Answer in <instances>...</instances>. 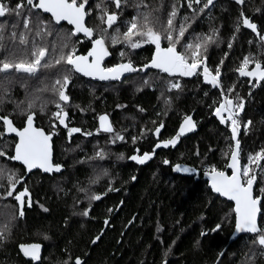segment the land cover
Returning <instances> with one entry per match:
<instances>
[{"label": "trees", "instance_id": "1", "mask_svg": "<svg viewBox=\"0 0 264 264\" xmlns=\"http://www.w3.org/2000/svg\"><path fill=\"white\" fill-rule=\"evenodd\" d=\"M3 3L14 11L0 17V34L4 37L0 41L3 45L0 60H31L28 53L33 45L46 47L48 54L37 75L15 70L0 73V114L16 118L20 111L25 115L27 110L35 109L43 114L40 120L46 119L53 110L48 105L56 102L51 100L54 74L64 72L63 62L56 64L55 61L61 49L65 53L74 47L76 54L83 53L86 49L79 41L82 37L71 32L66 49L63 47L66 38L59 33L63 28L50 21L45 23L55 34L37 37L35 29L29 31L23 27V20L39 12L27 5L26 0H3ZM18 3L24 5L19 15L15 11ZM87 3V24L96 37L104 36L111 53L105 66L118 63L116 56L123 52L137 71L115 90L106 88L105 84L104 90L93 93L83 88L82 78L67 65V75L72 80L69 105L73 106L69 118L91 127L95 123L92 110L107 109L121 128L135 127L137 131L140 124L151 128L160 121L161 134L169 136L177 131L184 114H192L198 129L173 148H152L149 151L152 158L142 165L127 161V146L105 135L100 138L99 134L91 133L83 137L79 132L71 135L67 132V140L65 135L59 136L56 157L64 163V171L54 176L31 174L28 183L35 201L40 203H34L23 220H16L11 240L0 248V253L5 249L4 254L13 255L17 241L45 233L51 241L45 246L51 255V264H67L64 260L67 255L68 264H75V257L82 264H264V248L255 242V234L230 239L234 226L233 204L211 191L205 174L213 167L228 171L233 147L231 126L228 120L221 123L215 115L216 108L226 99L244 102L243 111L237 117L242 166L248 164L249 156L264 149V81L241 76L238 71L245 57L253 61L248 65L249 71L254 70L255 61L264 65V0H245L241 6L228 0L219 1L214 17H174L172 28L168 26L167 13L173 8L175 11L187 8L185 0H121L119 9L113 0H87ZM104 9L119 16L112 28H107L101 20ZM185 11L191 14L188 8ZM245 14L252 16L247 18L256 25V31L243 26ZM145 15L151 21L148 26L160 33L161 47H169L166 38L169 33L177 52L188 58L195 50L194 45L201 44V57H206L205 64L212 73L219 69L221 83L214 86L198 74L188 77L180 89L168 91L167 79L185 76L144 69L156 50L153 43L143 42L144 37L132 38L141 41L139 48L133 49L124 42L123 33L129 22L136 17L143 27ZM181 27L185 29L182 37ZM69 30L71 27L67 25ZM13 32L17 36L26 34L29 43L20 45L18 39L13 42ZM113 37L121 42L114 44ZM44 64L50 66L43 67ZM146 77L153 80L150 88L143 83ZM233 88L234 91H229ZM248 121L251 125L245 127ZM0 133H3L1 124ZM144 137L141 145L150 148L154 136L150 141ZM0 141H3L1 136ZM98 141L104 145L102 155L95 151ZM0 152L11 154L12 148L0 149ZM0 159H5V155ZM178 165L194 173H179ZM261 165L264 166V161ZM255 172L257 182L253 193L262 198L259 228L264 229V192L261 191L264 172L260 169ZM97 192L102 193L100 199L90 197ZM87 205L91 207L85 216L82 208ZM9 214L10 208L0 209L3 218ZM105 217L109 221L101 233ZM99 231V239L92 242Z\"/></svg>", "mask_w": 264, "mask_h": 264}, {"label": "snow or ice", "instance_id": "2", "mask_svg": "<svg viewBox=\"0 0 264 264\" xmlns=\"http://www.w3.org/2000/svg\"><path fill=\"white\" fill-rule=\"evenodd\" d=\"M191 2L199 3L200 0H191ZM191 2L189 7H191ZM237 3L243 4L245 0H236ZM27 5L32 9L42 11L43 13L50 14L52 21L56 24H59L61 21H67L70 25L74 26V32L72 35H77L83 33L86 37L91 38L93 36V29L85 26V17L87 15L85 7L87 0H83L81 3H77V0H26ZM115 7L119 9L121 7V0H113ZM213 3V0H207V3L204 4V7H208ZM24 5L18 3L16 6V13L19 15V10L22 9ZM12 9H9L8 6L3 3V0H0V17H5L7 14H10ZM176 15V11L173 10L170 14L168 20L169 28L173 26V18ZM119 16L116 13H108L104 9V15L101 17V20L107 25L108 28H112L114 24L117 23ZM151 23L148 15L143 17V27L139 22L138 18L134 17L130 22L127 28V31L123 33L124 42H127L131 48H139L141 46V41H133L134 36L144 37L145 43H153L156 47V54L152 59L150 67L158 68L165 73H179L181 76H191L197 72V69L203 66V75L207 83H210L214 86H218L220 83V71L217 69L215 74H213L209 68L206 66L205 61L206 57H201L200 49L201 44L197 43L194 45V51L191 53V62L185 54L177 52L171 33L166 37L170 45L167 48H161L160 33L153 30L152 27L148 25ZM242 24L247 28L256 31V25L252 23L247 17H242ZM23 27L32 31L35 29V36L43 38L45 35H51V31L48 28L47 23L42 20L39 16L34 14L28 15L23 20ZM107 29H105L106 31ZM119 32V29L116 30ZM185 29L181 27L180 36L184 35ZM2 32V29H0ZM4 37L0 34V41H3ZM20 45H27L29 43L28 36L24 33L17 36L16 32L11 34V40L13 42L17 41ZM211 39V38H209ZM264 39V37H262ZM121 42L118 37H113V43ZM93 46L87 55H76V49L73 47L66 54L61 49V55L56 59L55 63L60 64L61 62L71 66V69L75 72L82 73L85 76H92L99 78L101 80L107 79H119L120 76L125 72L136 71L131 65V63L120 64L115 67L105 68L102 67V61L104 57L109 55L108 50L105 46L104 36H100L97 39L92 41ZM0 46H3L0 44ZM64 48L68 47V44L63 45ZM189 48H193V45H188ZM231 47V44H229ZM206 51V47H205ZM31 55V60H10L4 58L0 60V73H8L12 70L21 73H27L34 75L42 66V61L45 59L48 54V49L46 47L36 48L33 45V50L28 53ZM15 55V53H12ZM124 55V53H121ZM91 58V59H90ZM250 57H245L242 66L238 69L241 76L256 77L260 81H264V65L260 61H255V68L252 71L247 70L248 65L252 63ZM223 63V62H221ZM49 64H44L43 67H49ZM147 67V66H146ZM70 76L65 75L62 80L57 79L55 85H59V88L54 87V91L58 93L59 100L67 102L69 96L66 94V89L70 84ZM172 88H179V84H172ZM235 89H230L229 91H234ZM31 108V105H29ZM56 107L60 111L55 112L54 117L59 120L60 124H65V118L67 117V112H64L60 104H56ZM244 102L241 100L239 103H234L232 99H226L218 108L215 110V115L220 118L221 123H225L226 119L222 115L223 112H227V120L231 122V131L232 138L235 140L234 149L231 151V162L228 164L230 168L231 175L226 174L224 171H218L214 167L206 175L210 176L211 187L212 189L220 194L221 196L227 197L229 200L235 202V226L237 233H250L256 235L255 242L258 243L262 248H264V229H261L257 225V214L260 212V207L262 201L258 196H254L253 188L257 182V175L255 169H260L264 172V166L261 165V161H264V149H261L260 152L249 156L248 164L241 166L239 161V151H240V142L237 138L239 135L240 123L237 119L239 113L243 111ZM34 113H29L27 115V126L22 130H18L13 126V122L8 117H0V120L3 121L6 125V132L15 133L19 137V142L15 144V155L11 159L20 161L23 165L26 166L28 171L32 169L39 168L45 172L61 170L60 165H54L52 163V146H51V135H46L42 129L34 127ZM101 126L104 131L111 132L110 123H108L107 116L100 117ZM251 121H248L245 127L250 126ZM194 123L191 117H186L184 125L180 128L179 135H183L186 131H191L194 128ZM67 127V125H65ZM163 125L160 126L162 128ZM160 128L156 129V134L160 132ZM71 133L80 132L78 128H72L69 130ZM3 133H0L2 136ZM179 135L166 143L164 147H168L169 144L175 146ZM123 139V137H118ZM160 145H157L159 147ZM5 155V153L0 152V156ZM100 155V154H98ZM151 157L148 154H145L143 157L132 156L131 159L136 160L138 163L143 164L147 159ZM168 163V161H165ZM177 170H181L180 166H177ZM188 171V169H183ZM13 190H15V184L12 185ZM264 192V189H261ZM9 196L13 195L12 191L8 192ZM25 197L28 198L27 206L31 207V196L30 193L25 187L23 191L18 192L15 195V200L19 203V216L23 217L24 215V206H25ZM93 199H100V196H94ZM85 216L88 215V212L83 213ZM217 225V229H219ZM204 233H202L203 235ZM99 239V237H97ZM21 250L23 254L27 257H31L33 260H39V252L41 246L39 244H30V245H21ZM76 264H82V262L77 259Z\"/></svg>", "mask_w": 264, "mask_h": 264}, {"label": "flooded vegetation", "instance_id": "3", "mask_svg": "<svg viewBox=\"0 0 264 264\" xmlns=\"http://www.w3.org/2000/svg\"><path fill=\"white\" fill-rule=\"evenodd\" d=\"M182 1L184 2V0H182ZM219 1H223V0H213V3L205 8L204 4L207 3V0H200L199 3L191 2V0H185V5L188 6L187 8L191 11V14H189L185 11V9H187V8H181L180 7L176 10L175 17H214L215 13L217 11V5L219 4L218 3ZM228 1H232V2L236 3L238 6L242 5V4L237 3L236 0H228ZM190 2H191V7H189ZM77 3H80V2H77ZM220 4H222V3H220ZM181 6H183V5H181ZM173 9L175 10V8H173ZM33 10L38 11L39 14L37 16L42 17V19L45 22L49 23V21H50L51 23H53L57 26H61L63 28V30H60L59 33L62 37L66 38V43H67V37H69L71 35V32H73V29L67 31V22H63L61 24H56L54 21H52L51 16L44 14L43 12H41L39 10H36V9H33ZM87 11H88V9H87ZM172 11L173 10H171L169 13H167V17H170V14L172 13ZM245 15H246V17H252L251 15H248V14H245ZM51 33L55 34L54 31ZM257 35L260 36V32H257ZM78 36H81V35H78ZM81 37L82 38H80L79 41H81L82 44L85 46L86 50L83 53H86L88 51V49L90 48V46L92 45L93 39H95L97 37L95 36L94 33H93V36L91 38H86L85 36H81ZM161 48H167V47H161ZM155 52H156V50H155ZM66 53H67V50L65 51V54ZM121 53H123V52H121ZM121 53H119L116 56L118 58V63H129V62L132 63V61L127 60V58H128L127 55H125V54L121 55ZM110 57H111V55H110ZM152 57H153V55H152ZM152 57H151V59H152ZM190 61H191V58H189V62ZM106 62L104 63V66L106 65ZM149 62H148V64H149ZM118 63H115V64H118ZM115 64H113V65H115ZM113 65L105 66V67L110 68ZM62 66L64 68V72L54 74V81H56L57 79L62 80L63 77L65 75H67V64L62 63ZM133 68L135 69L134 66H133ZM147 68H149L148 65L144 69H147ZM254 68H255V66H254ZM39 70L37 71V73H35L36 75L39 73ZM155 70L162 72L160 69H155ZM136 71H137V69H136ZM136 71H133V72H136ZM22 74L30 75L27 73H22ZM198 74L203 75L202 65H201V67H199L197 69V72L193 75L197 76ZM213 74H215V73H213ZM80 77L83 80L82 81V83L84 85L83 88L85 87L84 89H87L93 93H96L98 91L104 90L105 84L108 86L106 88L111 89V90H115V87H117V85H120L122 82L126 81L128 76L123 78V80H121V81H114V82H101V81H96V80H92L89 78H85L83 76H80ZM188 77H190V76L167 79L168 91L174 90V89H180L182 87L183 82L186 79H190ZM197 78H195V79H197ZM203 79H204V75H203ZM204 81H205V79H204ZM152 82H153V80L150 78L146 77L143 79V83L145 85H148L149 88H150ZM71 83H72V80L66 89L67 95H68V92L71 91V90H69L71 87ZM220 83H221V79H220ZM172 84H179L180 87L179 88H172L171 87ZM54 87L59 88V85H54L53 88L51 89L52 90L51 93L53 94V96H51V98H52L51 100H54L56 102H53L50 105H48L49 107H51V106L53 107L52 113H51V115H49L48 118L40 120V117L43 114L40 110L37 111L35 109L27 110L25 115H24V113H25L24 111H20L16 118L10 117L6 114H2V113L0 114V117H8L9 119H11L13 122V126L16 127L18 130H21L27 126V115L29 113H34L35 114V116H34V127L38 128V129H42L46 135H51V137H52V139L50 141L51 146H52V163L54 165H60L61 166L60 172H57V173L56 172H53V173L43 172L39 168L28 171L26 166L23 165L21 162H17L15 160L11 159V157L14 155L15 144L19 142V138L16 137L15 135L7 134L5 132V125H4L3 121L0 120L1 129L3 132V135L1 136V139L3 141H0V149H6L8 147L12 148L11 154H5V159H0V209L6 208L8 210V208H10V214L9 215H11L7 218H3L2 216H0V244H2V245H0L1 250H2L3 246L11 240V236H12L13 230L15 228L16 220L18 222L20 220H23L25 217L26 211L28 209H30L34 203H40L38 201H35V195H34L33 191L31 190L29 183H28V179L31 178V174H38L40 176H42V175L54 176V175H59L64 171V166H63L64 163L62 162L61 159H58L56 157V144H57L58 137L61 135H65L66 136L65 140H67V132L69 135H71L70 131H69L70 129H72V128L80 129L81 131L79 133L83 137H85L87 134L97 133V134H99L100 138H102V135H105L106 138H111V139L115 140V142L117 144H122L124 146L126 145L127 148L129 149V152H127L128 156H127L126 160L131 161L134 164H139V165H142V164L137 163V161L131 159V157L136 156V155L139 157H143L145 154L149 155V153H150L149 151L152 148H167V147L163 146L164 143H166L172 139H175L179 135L181 124L183 123V121L185 120L186 117H191L194 120V122L196 124V130H194L192 132H190V131L186 132L183 135H179V139L177 140L175 146L179 143V141L181 139L185 138L189 134L196 132L198 129L197 128V126H198L197 121L195 120V118L193 117L192 114H184V117L179 120V124L177 125V129H176L177 131L172 133V135H169V136H165V135L161 134V130L163 127L160 128V126L163 124L160 121L157 124L155 123L156 125L154 127H151V128L147 124H140L139 129L137 131L135 130V127L121 128L119 124L115 123V121L113 120V117L111 115V112L108 111L107 109H106V111H104L105 109H95V110L93 109L92 110L95 123H94V125H92L90 127L87 124H85L84 122L71 120L69 118V116L71 115L70 110H72L73 106L69 105L70 100H68L67 102L60 101L58 93L56 91H54ZM35 100L37 102L42 101L41 99H35ZM56 104H60L63 111L67 112V114H68L67 117L65 118V124H60L59 120H57L53 115L55 112L60 111V109H58L56 107ZM101 114H107L108 115L109 122L111 123V125L113 127L112 128L113 131L107 132V131L100 129L99 116ZM121 114H126V112H122ZM65 125H67V127H65ZM157 128H160V132L158 135L156 134ZM144 135L146 138H148V141H150V139L152 138V135L154 136L153 141L148 146L150 148H145L141 145V140H142L141 138ZM118 137H123V139H119ZM106 144L111 146L112 143H106ZM157 145H160V146L157 147ZM175 146H172L171 144H169L168 147L173 148ZM95 147H96V149H95L96 154L102 155V151L104 149V145L102 144V142L101 141L95 142ZM64 148H65V150H67L66 146ZM79 151L82 152L81 149ZM150 157L152 158V156H150ZM147 161H148V159L143 164H145ZM12 163H16V164L13 165ZM184 167L180 166L181 170H179V173L182 172L183 174H186V175L187 174L191 175L194 173L193 171H191V169H189L187 167L186 168L188 169V171H184L183 170ZM112 183H113V181L110 183L111 186H112ZM13 184H15V190H13V188H12ZM25 187H27V189L30 193V196H31V207L27 206L28 198L25 197L24 215H23V217H21V216H19L20 205L15 200L14 197L18 192L23 191V189ZM9 191L13 192L12 196L8 195ZM97 195H99L101 198L102 193L97 192L96 194H93L90 197H94ZM90 207H91V205H87L84 208H82L83 213L85 211L89 212ZM108 221H109V219L107 217H105L102 228L104 227L105 224L107 225ZM100 231L96 235H98L100 233ZM50 242L51 241H50L49 235H47L45 233L44 234H36L33 236V238H27L24 240H19V241H17L16 250H15V253L13 255L8 253V252H6L4 254L5 249L0 253V256H2L0 258V264H51V263H49L51 255H49L48 250L45 248V246L49 245ZM30 244H39L41 246L40 252H39V257H40L39 260H33L31 257H27L23 254V251L21 250L20 246L21 245H30ZM77 259H79L81 261V259L79 257H75L74 258L75 264H76ZM64 260H67V264H68L70 257L67 255L64 258Z\"/></svg>", "mask_w": 264, "mask_h": 264}, {"label": "bare ground", "instance_id": "4", "mask_svg": "<svg viewBox=\"0 0 264 264\" xmlns=\"http://www.w3.org/2000/svg\"><path fill=\"white\" fill-rule=\"evenodd\" d=\"M81 3V2H80ZM87 7H88V4H87V6H86V8H85V11H86V13H87ZM42 12V11H41ZM111 13H113V12H111ZM44 14H46V13H44ZM47 15H49L50 16V14H47ZM63 22H65V21H63ZM63 22H60L59 24H61V23H63ZM86 24H87V15H86ZM67 25H69V26H71L72 27V29H73V32H74V27L72 26V25H70V24H68L67 23ZM106 25V24H105ZM115 25V24H114ZM106 27H107V25H106ZM108 28V27H107ZM78 35H81V36H85L84 34H81V33H79V34H77L76 36H78ZM86 37V36H85ZM86 38H89V37H86ZM97 38H99V37H97ZM97 38H95V39H97ZM188 39V38H187ZM232 39V38H231ZM231 39H230V41H231ZM94 40V39H93ZM185 42H186V40H185ZM105 46H106V48H107V50H108V53H109V55H108V57L102 62V67H105L104 66V63L110 58V51H109V49H108V46L106 45V43H105ZM91 47V46H90ZM187 47V46H186ZM90 49V48H89ZM89 49H88V51H89ZM88 51L86 52V53H78V54H76V55H86L87 53H88ZM156 53V52H155ZM154 53V54H155ZM153 54V55H154ZM242 54H243V52H242ZM245 55V54H244ZM91 59V58H90ZM242 60V59H241ZM151 62H152V59L150 60V62H149V64H148V67L149 68H152V69H158V68H153V67H150L149 65L151 64ZM120 64H122V63H118V64H115V65H113V66H111V67H115V66H117V65H120ZM110 67V68H111ZM133 67V66H132ZM105 68H107V67H105ZM141 68V67H140ZM132 72L133 71H131V72H127V73H124V74H122L121 75V78H119V79H114V80H106V81H104V80H100V79H93V78H91V77H87V76H85V75H82V74H80V73H78V72H76L78 75H80V76H83V77H85V78H89V79H92V80H96V81H101V82H114V81H121V80H123V78H125V77H127V76H129V75H131L132 74ZM17 73H20V72H17ZM101 116H107V118H108V115L107 114H101L100 116H99V126H100V129L101 130H103V128H102V126H101V121H100V117ZM192 119V118H191ZM185 121V120H184ZM184 121H183V123L181 124V126L182 125H184ZM192 121H193V123H194V128L190 131V132H192V131H194V130H196V124H195V122H194V120L192 119ZM108 123H110L109 122V118H108ZM110 125H111V123H110ZM111 128H113L112 127V125H111ZM181 128V127H180ZM23 129H21L20 131H22ZM5 132H6V125H5ZM186 132H189V131H186ZM185 132V133H186ZM7 134H9V135H15L16 137H18L15 133H8V132H6ZM19 138V137H18ZM234 145H235V140H233V147H232V150H233V148H234ZM14 155H15V149H14ZM13 155V156H14ZM137 156V155H136ZM230 156H231V154H230ZM230 156H229V159H230ZM239 158V157H238ZM129 159V158H128ZM229 159H228V164H229ZM130 160V159H129ZM239 160H240V158H239ZM16 161V160H15ZM128 161V160H127ZM17 162H20V161H17ZM22 163V162H21ZM138 163V162H137ZM23 164V163H22ZM240 164H241V160H240ZM241 166H242V164H241ZM36 169V168H35ZM183 169H187L186 167H184ZM32 170H34V169H32ZM42 170V169H41ZM43 171V170H42ZM218 171H221V170H218ZM231 169L230 168H228V171L227 170H224V172L226 173V174H228V175H231ZM43 172H45V171H43ZM53 172H56V171H50V172H47V173H53ZM60 172V171H59ZM57 173V172H56ZM196 178H198V173H196ZM206 179H207V181H208V187L211 189V191L214 193V194H216V195H218V196H220L222 199H225L226 201H229V202H231L232 204H233V207H234V209H235V202L234 201H231V200H229L227 197H224V196H221L220 194H218V193H216L213 189H212V187L209 185V182H210V179H209V175H206ZM255 196V195H254ZM258 197H260L261 198V196H258ZM261 201H262V198H261ZM259 207H260V212L258 213V217H257V220H258V225H259V218H260V213H261V205H259ZM106 227V224L104 225V227H103V229H102V231H101V233L104 231V228ZM234 228H235V211H234V226H233V229H232V232H231V235H232V233H233V231H234ZM101 233L99 234V235H97L94 239H93V241L92 242H95L96 240H97V237H99L100 235H101ZM243 234H246V233H241V234H239L237 237H239V236H241V235H243ZM231 235H230V239H235V238H237V237H234V238H232L231 237Z\"/></svg>", "mask_w": 264, "mask_h": 264}, {"label": "water", "instance_id": "5", "mask_svg": "<svg viewBox=\"0 0 264 264\" xmlns=\"http://www.w3.org/2000/svg\"><path fill=\"white\" fill-rule=\"evenodd\" d=\"M86 6H87V4H86ZM86 8V7H85ZM61 22H63V21H61ZM65 22H67V21H65ZM68 23V22H67ZM69 24V23H68ZM73 26V25H72ZM85 26L86 27H89V28H91L90 26H88V24H86V17H85ZM74 27V26H73ZM92 29V28H91ZM81 34H83V33H81ZM92 46H93V43H92V45H91V47H90V49H89V51L91 50V48H92ZM88 51V52H89ZM88 54V53H87ZM86 54V55H87ZM156 54V53H155ZM155 54L153 55V57L155 56ZM108 57V55L106 56V57H104V59H103V61L106 59ZM153 57H152V59H153ZM102 61V62H103ZM122 64H126V63H122ZM125 73H127V72H125ZM80 74H82V73H80ZM124 74V73H123ZM83 75V74H82ZM87 77H91V78H93V79H99V78H96V77H92V76H87ZM120 78H121V76H120ZM101 80V79H100ZM107 80H114V79H107ZM104 81H106V80H104ZM235 146V145H234ZM234 149V148H233ZM240 161V160H239ZM231 162V156H230V159H229V163ZM209 179H210V176H209ZM209 185L211 186V179H210V182H209ZM257 217H258V214H257ZM257 225H258V220H257ZM258 227H259V225H258ZM239 234H241V233H237V231H236V226H235V228H234V231H233V233H232V235H231V237L232 238H234V237H237Z\"/></svg>", "mask_w": 264, "mask_h": 264}, {"label": "rangeland", "instance_id": "6", "mask_svg": "<svg viewBox=\"0 0 264 264\" xmlns=\"http://www.w3.org/2000/svg\"><path fill=\"white\" fill-rule=\"evenodd\" d=\"M74 71V70H73ZM79 76V75H78ZM223 103V102H222ZM221 103V104H222ZM222 115L225 117V119H226V121H227V116H228V113L227 112H223L222 113ZM229 122V124H230V126H231V122L230 121H228ZM232 127V126H231Z\"/></svg>", "mask_w": 264, "mask_h": 264}, {"label": "crops", "instance_id": "7", "mask_svg": "<svg viewBox=\"0 0 264 264\" xmlns=\"http://www.w3.org/2000/svg\"><path fill=\"white\" fill-rule=\"evenodd\" d=\"M71 27V26H70ZM71 29H72V27H71Z\"/></svg>", "mask_w": 264, "mask_h": 264}]
</instances>
